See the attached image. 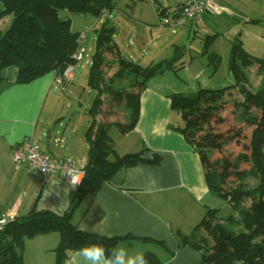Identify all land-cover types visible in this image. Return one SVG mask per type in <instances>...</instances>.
<instances>
[{
	"label": "trees",
	"instance_id": "obj_1",
	"mask_svg": "<svg viewBox=\"0 0 264 264\" xmlns=\"http://www.w3.org/2000/svg\"><path fill=\"white\" fill-rule=\"evenodd\" d=\"M0 1L3 7L0 19L12 16L9 27L0 33V74L3 69L14 67L15 83L20 85L29 84L50 72L62 74L68 66H76L74 56L80 46V33L72 32L70 15H90L99 20L107 14L101 26L94 31L95 51L88 77L89 87L97 92L92 112L94 116L107 115L108 112L102 108L104 104L105 108L108 105L113 108L123 106L129 112L126 124H104L95 120L90 124L85 132L89 144L88 162L68 212L57 216L32 209L26 216L13 218L0 232V264H22L19 247L23 236L58 233L56 264H65L73 250L89 243H99L110 250L118 246L122 239H108L78 231L72 222L73 214L85 197L94 196L120 168L132 167L138 162L159 164V156H154L152 161L141 159L139 153L118 157L107 132L111 126L123 133L133 130L139 118L140 94L145 89V82L157 74L177 71L185 52L176 47L170 59L147 66L122 56L113 41L115 30L108 22V17L115 10L113 0ZM212 38L207 37L206 47ZM210 58L212 62L213 56ZM254 64L264 72V56L250 57L235 45L228 62V71L234 79L231 87L223 90L199 89L170 97L171 109L180 114L183 122V128L178 130L199 156L207 147L200 131L211 128L213 116L222 107L223 95L231 89H237L242 96V119L261 129L253 132L249 158L247 176L254 180L253 187L244 190L238 186L236 190L226 192L222 188L221 175L215 169L206 170L205 179L210 194L227 203L232 214L222 219L218 217L220 210L209 209L194 233L189 237L180 235V245L198 252L200 264H264V86L253 91L244 86L247 84L246 68ZM110 66L116 68L112 76L107 73ZM217 67L218 63L214 62L213 72ZM254 109L259 112L258 115L248 114ZM233 138L225 139L221 144H227ZM258 141L261 144H257ZM237 159L247 161L244 154H239ZM5 216L0 208V219ZM150 257L146 255L149 264H158Z\"/></svg>",
	"mask_w": 264,
	"mask_h": 264
},
{
	"label": "crops",
	"instance_id": "obj_2",
	"mask_svg": "<svg viewBox=\"0 0 264 264\" xmlns=\"http://www.w3.org/2000/svg\"><path fill=\"white\" fill-rule=\"evenodd\" d=\"M150 1L156 16L157 7L171 12L180 2ZM212 5L213 10L204 16L203 27L188 23L178 30L186 38L192 37L198 30L210 31L212 34L208 37H213L211 42L214 44L222 35L218 22L225 16L226 20H233L227 31L232 33V37L228 38V57L237 45L250 57L262 58L264 0H212ZM0 8L2 11L3 7ZM221 12L223 14L219 16ZM123 16L127 20L133 19L126 14ZM155 44H152L154 48ZM176 47L179 46L172 43L169 48L173 52ZM142 48H145L144 44H141ZM128 51L131 55L126 58L134 61L132 51ZM141 53L144 59L145 49ZM214 54L218 69L222 57L219 53ZM149 55L155 56L151 50ZM140 62L137 60L139 65L142 64ZM80 68L77 75L83 71ZM216 71L212 70L213 76L207 84L216 76ZM15 75L14 67L5 68L0 74V208L4 214L14 218L26 216L32 209L63 216L75 197L76 187L61 179H53L38 190L29 172L12 163V150L26 138L32 137L54 157L73 158L78 166L84 168L89 149L85 132L90 125L83 137L81 134L75 135L77 130L73 128V137L68 141L58 130L63 126L62 118L53 114L54 107L59 106L57 94L52 93V87L56 86L55 72L24 85L15 83ZM209 87L205 90L215 88L214 85ZM45 108L46 118H42ZM170 113L168 95L161 97L150 87L141 92L139 120L130 133L137 138L139 146L133 154L146 148L148 153L142 155L141 159L152 161L154 156H159L161 161L157 165L138 163L134 167L120 168L94 196L83 199L73 214L72 222L77 228L87 220L90 228L84 233L108 239L121 238L118 246L126 245L130 250L139 243L157 245L162 251L159 252L161 257L154 253L150 254V259H156L158 264H200V254L189 246L182 247L180 235L189 237L203 221L207 211L214 209L207 203L212 199L205 179L207 168L203 157L180 134L165 128ZM52 124L57 126L55 133L48 131ZM116 154L121 157L129 153ZM225 205L229 206L227 203Z\"/></svg>",
	"mask_w": 264,
	"mask_h": 264
},
{
	"label": "rangeland",
	"instance_id": "obj_3",
	"mask_svg": "<svg viewBox=\"0 0 264 264\" xmlns=\"http://www.w3.org/2000/svg\"><path fill=\"white\" fill-rule=\"evenodd\" d=\"M113 1L115 10L108 17V22L109 26L115 30L113 41L119 46L125 58L131 55L128 51L130 49L133 53L132 59H134V62L137 63V60L142 61L140 62L142 66H147L160 60H168L172 57L173 53L169 48L172 43L179 46L178 48H182L185 52L184 57L180 61V68L177 71L171 70L151 77L145 82V89L150 87L154 90V93L161 97L168 95L171 102L170 97L172 95L188 94L199 89L211 88L209 85H214L215 88L213 90H223L234 84V79L228 71V60L230 58V56L228 57L230 47L228 38L232 37V33H227L233 20H226L225 16L221 17L218 27L221 29L222 35L219 41L214 44L213 42L207 43L206 47L207 37L212 32L198 30L190 38H186L181 30H177L176 34H172L170 29L160 25L150 0H141V2L139 0ZM127 5L130 7L128 8ZM134 5H136V8ZM0 6H2L1 1ZM123 14L133 19L127 20ZM222 14L223 12L219 16ZM106 17L107 14L99 19L101 20L99 21L90 15H70L72 32L86 36V40L80 42V46L86 50L89 62L92 61L95 51L94 31L101 26V22ZM11 18L12 16L10 15L0 19V33H3L9 27ZM261 27L264 29V26ZM155 36L158 38H155ZM244 41L245 45H247L246 40ZM153 43H156L155 48L152 45ZM141 44H144L145 47L142 48L146 52L144 59L141 57ZM163 46L164 49H162ZM149 50H151L152 55H155L154 57L149 55ZM214 53H219V56L221 55V64L218 68L219 70L217 69L214 74L216 76L207 84L208 79L213 76L211 63L215 60L213 59L211 62L210 56L216 55ZM108 64H111L109 60ZM78 66L83 70L81 74H75L72 80L64 81L61 86L52 87V93L57 94L59 98V106L58 108L54 107L53 114H57L62 118L63 126L58 128L61 135H64L69 141L73 137L71 130L75 128L77 130L75 135L81 134L83 137L86 128L94 120L95 122L104 124L128 123L129 112L123 106L113 108L108 105L109 107L105 108L106 104H104L102 108L108 112L107 115L94 116L92 108L97 92L91 89L88 84L91 65L86 63V59H84ZM115 71V67H108V76H112ZM262 71L256 64L247 67V84L245 83V88L253 91L263 87L264 72ZM105 100L108 101V98H105ZM241 101L242 96L237 89H231L226 92L222 98L221 109L212 118L211 128L200 131L202 139L207 145L202 150V157L206 168L207 170L215 169L221 175L222 188L226 192L236 190L238 186L241 189L248 190V188L253 187L255 184L254 180L249 178L247 174L250 170L249 158L253 148V132H259L261 129L247 124L242 119L241 114L243 113V109L240 106ZM46 113L47 109L45 108L42 118ZM248 114L258 115L259 112L254 109L249 111ZM164 126H166L167 130L180 134L186 143L193 148L185 136L178 130L183 128V122L179 113L171 109L170 118ZM56 127L55 124H52V128L48 131L55 133ZM135 127L132 131H134ZM132 131L123 133L115 126H111L108 129L107 135L110 138L111 146L115 153L127 152L133 154L138 149L137 138L130 134ZM231 138L233 140L229 143L221 144L225 139ZM257 144H261V142L258 141ZM138 153L142 157V155L148 153V150L145 148ZM239 154H244L247 157V161L238 160L237 156ZM207 203L211 205V208L220 209L218 213L219 218L223 219L232 214L230 207L226 206L225 202L214 195H212V199L207 201ZM58 239V233L34 237L23 236L19 247V252L22 255V264H56L55 249L59 244ZM133 250H141L144 254L148 255L155 253L158 257H161L159 252H162L157 245L145 243L134 245Z\"/></svg>",
	"mask_w": 264,
	"mask_h": 264
},
{
	"label": "built area",
	"instance_id": "obj_4",
	"mask_svg": "<svg viewBox=\"0 0 264 264\" xmlns=\"http://www.w3.org/2000/svg\"><path fill=\"white\" fill-rule=\"evenodd\" d=\"M213 10L212 0H180L177 7L168 12L167 10L157 7V16L162 27L169 28L175 33L179 28L188 23H195L198 27L204 26V16ZM86 40L84 34H80L78 42ZM76 66H68L62 74H55L54 83L56 86L63 85L64 81L73 79L75 70L79 71L78 64L86 59V63L91 64L87 60L86 50L79 46L75 56ZM12 163L16 166L24 167L31 177L37 183V189L45 187L53 179H61L72 186L77 187L83 177L84 168L77 165L73 158H58L48 153L44 146L33 139L26 138L20 144L14 146L12 150ZM71 176H79L81 181L73 185ZM12 215H6L0 219V232L12 221Z\"/></svg>",
	"mask_w": 264,
	"mask_h": 264
},
{
	"label": "clouds",
	"instance_id": "obj_5",
	"mask_svg": "<svg viewBox=\"0 0 264 264\" xmlns=\"http://www.w3.org/2000/svg\"><path fill=\"white\" fill-rule=\"evenodd\" d=\"M80 181L79 176H71L73 185ZM89 228L87 220L77 225L80 232H87ZM65 264H149V261L141 250H130L123 245L108 250L102 244L89 243L73 250Z\"/></svg>",
	"mask_w": 264,
	"mask_h": 264
},
{
	"label": "water",
	"instance_id": "obj_6",
	"mask_svg": "<svg viewBox=\"0 0 264 264\" xmlns=\"http://www.w3.org/2000/svg\"><path fill=\"white\" fill-rule=\"evenodd\" d=\"M75 73H76V74H78V73H79V71L75 70Z\"/></svg>",
	"mask_w": 264,
	"mask_h": 264
}]
</instances>
